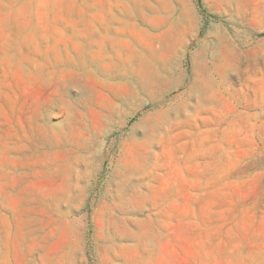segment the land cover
Instances as JSON below:
<instances>
[{"label":"rangeland","instance_id":"374dc122","mask_svg":"<svg viewBox=\"0 0 264 264\" xmlns=\"http://www.w3.org/2000/svg\"><path fill=\"white\" fill-rule=\"evenodd\" d=\"M0 264H264V0H0Z\"/></svg>","mask_w":264,"mask_h":264},{"label":"bare ground","instance_id":"6f19581e","mask_svg":"<svg viewBox=\"0 0 264 264\" xmlns=\"http://www.w3.org/2000/svg\"><path fill=\"white\" fill-rule=\"evenodd\" d=\"M196 84V83H195ZM202 92V91H201ZM192 93V92H191ZM185 105V104H184ZM189 106H190V104H189ZM180 108V107H179ZM188 108V107H187ZM174 112V111H173ZM178 113V112H177Z\"/></svg>","mask_w":264,"mask_h":264}]
</instances>
